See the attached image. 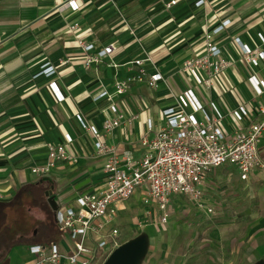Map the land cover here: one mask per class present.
I'll list each match as a JSON object with an SVG mask.
<instances>
[{
	"label": "crops",
	"instance_id": "1",
	"mask_svg": "<svg viewBox=\"0 0 264 264\" xmlns=\"http://www.w3.org/2000/svg\"><path fill=\"white\" fill-rule=\"evenodd\" d=\"M66 1L0 0V199L12 197L20 187L41 177L52 179L54 185L55 180L64 178L65 185L54 186L52 194L58 205L73 206L78 192L92 190L102 183L104 159L95 154L93 139L90 142L84 137L82 131L88 132L75 117L79 113L87 123L101 128L103 110L109 104L105 98L95 99L102 90L112 94L119 112L125 115L120 125L104 138L108 145L115 147L118 155L130 151L135 158H140L144 153L140 139L146 131L145 119L153 116L155 126L161 125L163 120L158 118L159 112L172 104V94L188 87L195 90L204 104L214 101L219 106L224 113L219 125L227 134L245 129L250 122L258 120L262 97L255 95L247 78L255 74L264 80V62L256 67L246 64L233 39L238 37L240 42L264 50L257 38V33L264 34V0H188L185 12L190 23L184 33L189 28L191 32L188 43L175 48L180 50L189 45L183 57H180L183 51L176 55L174 51L170 53L161 42L164 34H160L162 24L168 21L169 11L177 13L174 9L184 0H176L171 7L165 6L169 0H159L167 10H158L159 37L149 31L150 35L139 40L136 23L128 19L131 31L119 19L122 11L128 13L134 0H76L81 7L76 11L70 10ZM225 21H228L226 25ZM74 24L77 26L71 29ZM220 26L223 27L213 35V42L230 64L213 75L208 86L197 85L182 69V64L189 57L203 54L205 34ZM78 40L93 44V49L85 52ZM110 43L115 45L111 56L88 66L84 64L89 55ZM194 46L200 49L197 54ZM147 55L154 63L144 61V69L148 73L155 69L160 71L165 81L159 82L157 89L141 82L133 84L123 96L113 94L114 80L134 73L136 67L131 61ZM46 66L53 67L54 72H44ZM52 81L58 85L64 100L54 98L48 86ZM239 105L249 109V115L242 122L235 121L231 115ZM64 134H70L73 139L68 150L78 155L77 162L59 161L48 175L34 174L31 168L47 158V145L63 143ZM152 134L147 135L151 137ZM258 150L264 159V135ZM86 179L89 182L76 189V185ZM123 204L119 205L117 217L124 210ZM58 234L57 238L42 243L58 241L59 231ZM30 245L33 244L27 246ZM30 255L34 262L35 257Z\"/></svg>",
	"mask_w": 264,
	"mask_h": 264
},
{
	"label": "built area",
	"instance_id": "2",
	"mask_svg": "<svg viewBox=\"0 0 264 264\" xmlns=\"http://www.w3.org/2000/svg\"><path fill=\"white\" fill-rule=\"evenodd\" d=\"M176 0H169L165 6L171 7ZM65 5L72 11L78 10L76 0H67ZM225 25L228 21L224 22ZM77 25L74 24L71 29ZM223 26L206 33L204 36L205 52L199 56L187 58L182 69L197 85L208 86L211 77L224 71L230 64L221 56L220 49L213 42V35L219 33ZM261 45L264 34L257 33ZM243 61L251 67L264 62V50L251 47L235 37ZM85 52L93 49V44L78 40ZM115 51L114 43L104 46L97 53L89 55L85 65L98 63ZM154 63L147 55L144 59H134L131 64L136 71L113 82L114 93L123 96L135 83L144 82L151 89H157L158 83L165 81L164 75L153 70L147 72L143 62ZM44 72L53 73V67H44ZM247 81L255 95L262 97L258 107V120L252 121L242 130L227 134L219 123L224 118L223 111L214 101L203 103L191 87L172 94V104L163 108L158 115L162 124L155 126V117L145 119V134L140 139L144 153L135 158L130 151L118 155L115 147L105 142V136L120 125L125 118L119 112V105L112 100V94L102 90L95 99L105 98L109 104L103 110L102 127L87 123L81 114L76 120L81 128L93 139L96 155L103 157L104 176L102 183L92 190L78 192L74 196V205H58L54 211V223L59 231L58 241L33 244L28 251L35 257L33 264H96L111 249L117 246V228L110 231L105 225L117 218L119 205L129 199L134 191L144 186L147 197L144 202L154 201L159 210L165 211L174 195H184L194 203H200L203 195V183L209 172L223 164H231L241 180H247L256 169L264 168V159L259 155V143L264 135V80L255 74ZM49 89L56 100H64L55 81L49 83ZM237 122H242L249 115L245 105H239L231 111ZM136 117V115L134 116ZM148 133H153L148 137ZM73 139L64 134V142L47 145L46 160L31 168L39 176L48 175L59 161L77 162L78 155L69 152Z\"/></svg>",
	"mask_w": 264,
	"mask_h": 264
},
{
	"label": "rangeland",
	"instance_id": "3",
	"mask_svg": "<svg viewBox=\"0 0 264 264\" xmlns=\"http://www.w3.org/2000/svg\"><path fill=\"white\" fill-rule=\"evenodd\" d=\"M185 5L189 6L188 0L174 9L177 13L171 11L174 15L169 11L161 34L157 14L164 9L162 1L134 0L128 13L122 11L119 19L127 29L129 20L136 23L138 40L151 33L155 37L164 34L161 42L170 53L183 51L180 56L183 57L189 45L182 50L175 48L188 43L191 32L189 28L184 33L190 23ZM182 7L185 8L178 12ZM198 50L196 47L195 54ZM82 133L92 141L88 133ZM65 182L64 178L55 180L56 188ZM145 197L144 186L138 187L122 202L125 207L120 215L105 225L107 231L118 229L117 246L136 238L145 240V250L136 264H264V168L258 169L248 181L241 180L231 164L214 168L204 180L200 203L174 195L166 212L159 210L154 201L144 202ZM35 210L31 213L37 221L41 220L43 213ZM109 253L96 264H103ZM32 259L28 246L19 244L9 250L7 264H31Z\"/></svg>",
	"mask_w": 264,
	"mask_h": 264
},
{
	"label": "trees",
	"instance_id": "4",
	"mask_svg": "<svg viewBox=\"0 0 264 264\" xmlns=\"http://www.w3.org/2000/svg\"><path fill=\"white\" fill-rule=\"evenodd\" d=\"M54 186L52 179L41 177L20 187L12 197L0 199V264H6L9 250L16 245L42 243L59 236L45 195ZM35 209L43 213V219L37 221L31 213Z\"/></svg>",
	"mask_w": 264,
	"mask_h": 264
},
{
	"label": "water",
	"instance_id": "5",
	"mask_svg": "<svg viewBox=\"0 0 264 264\" xmlns=\"http://www.w3.org/2000/svg\"><path fill=\"white\" fill-rule=\"evenodd\" d=\"M89 182V179L83 180L76 185V189H80ZM47 201L54 211L58 207V203L52 194V188L45 192ZM145 250V240L143 238H136L134 240L118 245L112 250L103 264H136Z\"/></svg>",
	"mask_w": 264,
	"mask_h": 264
}]
</instances>
